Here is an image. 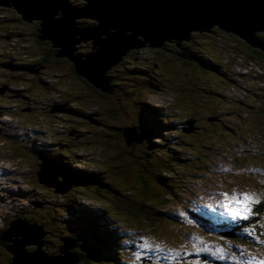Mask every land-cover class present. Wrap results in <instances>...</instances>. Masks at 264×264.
<instances>
[{"label":"rangeland","instance_id":"rangeland-1","mask_svg":"<svg viewBox=\"0 0 264 264\" xmlns=\"http://www.w3.org/2000/svg\"><path fill=\"white\" fill-rule=\"evenodd\" d=\"M11 8L0 6V232L5 230V223L15 218L14 214L18 210L22 211L18 214L33 217L37 221H42L44 217L49 220V223L40 224L45 231L46 247H43L47 253L48 251L52 252L49 253L52 255L58 253H55L57 243L52 242L51 246L47 247L52 231L59 246L62 243L59 237L65 236L63 216L58 214V210L65 207L63 199L72 197L73 193L65 196V190H59L48 182L47 185L32 184L29 179L39 164L38 158L34 154V156L26 154L23 160L15 159L13 154L9 153V146L1 142L4 139L10 144L22 141L23 145H28L29 143L17 132L33 127L39 129L40 138L37 137L39 139H36L37 143L60 142L50 135V131L57 132L59 137L64 138L62 143L74 144V148L84 152L77 154L76 157L89 163L78 164L77 168L107 167L110 176L121 187L124 195L142 198L147 203L145 213L135 209V204L128 206L124 211L110 209V212L118 214L117 218L111 220L105 215V207L98 199L86 194L78 198L76 210L82 207L99 208L104 215L103 222L120 233L122 241L119 248L124 251L126 257L118 258V264H157L148 256L150 253L159 261L167 259L168 262L175 261V264H201V261H206V256L201 257L200 254L209 255L211 260L223 258L221 260L223 264H248L253 258L264 260V227L260 226L264 223V198L253 207V215L249 220L238 222L239 227L244 224L247 226L257 224L255 237L246 233L244 237L246 243L224 242L222 239L227 235H215L204 228H198L186 221L187 217L183 218L182 225L174 223L170 218L157 221L161 216L160 211L187 214L186 210H193L200 203L210 204L212 209H223L220 206L223 199L220 194L224 192L229 195L234 191L258 195L264 193V97H262L264 62L260 65L247 63L244 69L246 61L240 53L234 54L229 45H224L225 42L220 43L221 39L209 45L210 36L201 37L199 41L204 39V44L208 49H212L211 52L216 59L220 55L223 60L231 63L227 74H223L221 70L205 74L196 66L178 64L175 59L171 60L172 49L143 48L140 50L145 64L143 68L149 71L151 75L149 79L154 81L155 87L147 88L144 81H132L126 78L128 75L125 72H120L119 76L123 78L124 84L120 88L114 86L112 95L99 93L83 99L76 96V94L80 96L76 88L78 85L76 79L72 78L66 66L57 68V61L44 62L47 63V67L43 69V73L46 74L44 83L31 78L36 72L29 74L27 70L25 74H18L17 65L24 61L30 62V57L42 56L48 47L46 43L50 41L37 37L42 42L40 44L37 43L34 34L32 36V31L41 28L40 20L11 25L8 20L11 18ZM84 21L89 23L86 24ZM75 22L78 27L96 24L95 20L84 17L76 18ZM11 26L14 28H10ZM39 35L42 33L38 31L37 36ZM229 40L234 41L232 37H229ZM86 45L91 49L90 40H80L75 53L85 52ZM170 46L174 47L172 44ZM238 52L245 51L240 49ZM9 63L13 64V67H10ZM60 70L67 76L59 74ZM162 72L169 86L162 81L160 77ZM221 80L229 85V92L223 94V100L218 93L224 85ZM182 85L185 91H180ZM198 86H204L205 89ZM188 87L196 94L198 104L193 105L188 100ZM175 89L180 91L179 97L175 96ZM246 89H250L251 93L244 94ZM27 93L41 100L29 98L26 96ZM215 94L216 96H213ZM181 95L184 101L180 100ZM135 100L161 107L163 111H169L171 118L182 120L195 118L192 124L185 125L187 128L183 130L190 139L186 141L188 143L186 146L190 149L184 150L182 155L189 156L191 162L183 174L185 178L182 184L185 187H181L180 193L175 196L163 197L165 191L160 189L157 198L150 202L151 197L148 193L156 192L158 189L150 186L152 182L146 178L153 181L152 174L159 168L160 155H157L158 163H155L153 153L146 154L141 147L131 148L137 135L135 127H131L135 120L134 114H128L127 111L135 109ZM53 102L59 104L58 107L51 108ZM250 103H254L255 107H249ZM108 106L115 108L116 115L113 118L99 113V110ZM69 108L83 114H75L69 111ZM88 114L90 120L87 119ZM215 115L219 118L218 121L206 119ZM58 124L60 130L52 127ZM115 126L131 127L132 133L128 136L126 133L123 134V131L117 133ZM215 130L220 138L210 135ZM96 137L100 139L98 143L102 152L93 157L90 147L93 151L98 149ZM63 148L64 146H60V149ZM107 150L109 152L105 155ZM122 150L124 153L118 154ZM66 158L67 156H64L61 162ZM119 159L121 164L115 165ZM39 168L37 171L41 172L43 167ZM56 179L63 181L61 172L57 174ZM25 197L32 200H26ZM35 198L46 199L39 206L43 211L34 210ZM48 203L59 204L45 206ZM64 216L69 218L66 214ZM143 238H147L153 244L152 249L145 250L139 247L144 242ZM155 245H160V249H156ZM34 247L35 245H28L27 249L32 250ZM75 248H71L69 252L73 253ZM192 251L199 253V256L192 254ZM137 253L140 254L139 261L136 260ZM10 255L0 246V264H8Z\"/></svg>","mask_w":264,"mask_h":264},{"label":"trees","instance_id":"trees-1","mask_svg":"<svg viewBox=\"0 0 264 264\" xmlns=\"http://www.w3.org/2000/svg\"><path fill=\"white\" fill-rule=\"evenodd\" d=\"M73 4L79 5L84 2V0H71L70 1ZM2 8H11V7H2ZM11 18L8 19L10 24H19L21 22H25L22 17L17 14V12L11 8ZM84 23L88 24L89 22L84 21ZM10 28H14L11 26ZM37 28L34 32L32 31V36L36 37L37 43H42L37 38ZM214 33H195L193 34L191 41L187 43H183V47L186 49V52L190 54L193 58L191 60L186 59L184 57L178 56L176 53L182 52L179 49H176L175 47H171L169 43H165L160 49H172L171 56L172 59L178 63V64H187V65H193L196 66L204 71L205 74H212L214 72H217L219 70L222 71L223 74H227V69L231 65V63L228 60H223L221 56H218V59L215 58L213 53L211 52L212 49L209 48L204 44V39L202 41H199V38L210 36V42L209 45L214 41H217L221 39V44L229 45L232 52L234 54L240 53L245 61H253L256 64H262L264 62V46L260 48H252L248 44H246L243 40L238 38L237 36L233 34H229L223 31H220L219 29L215 28L213 29ZM229 37H232L234 41L229 40ZM258 39L260 41L264 42V32L257 34ZM240 43V44H239ZM48 47L45 48V52L42 56L38 57H30L29 61H24L23 63L17 65L19 67L18 74H25V72L28 70V73L30 72H36L35 74L31 75V78L36 79L40 83L45 82L46 74L43 73V69L47 67V63H44L45 61L51 62V61H57V68L60 66H66L68 68V72L72 76V78L76 79L77 81V87L80 96L76 94L77 97H81L83 99H86L87 96H93L96 94H106V95H112V93H106L99 91L96 87H94L91 83H89L86 79L83 77L77 75L74 71V68L72 66V62L64 57H56L54 56L55 53L58 52L57 49L53 48L52 43L48 42L46 43ZM143 48H150V47H143ZM133 49L129 53L126 54V56L123 57L122 61L117 64L116 66H113L109 71H107V76L110 78V85L114 88V86L120 88L124 84L123 78L119 76L120 72H125L128 76L126 78L134 80H142L145 82L147 88L149 87H155L156 84L154 81H151L149 78H151V75L149 74V71L145 67V64L143 63L142 55L140 54V50L143 49ZM176 49V50H175ZM244 49V53L238 52V50ZM85 52H88L90 50L89 46L86 45V48L84 49ZM85 52H78V53H85ZM142 60V63H141ZM10 67H13V64H10ZM122 65V66H121ZM221 66H224L223 68ZM38 68H41L38 71ZM70 69V70H69ZM59 74L63 76H67L65 72L61 71ZM45 76V77H44ZM24 78V76H21ZM161 79L164 82L165 85H168V82L166 81L164 77V73H161ZM125 78V79H126ZM133 78V79H132ZM156 78H154L155 80ZM222 81V80H221ZM223 82V81H222ZM224 85L219 89V95L222 97V100L224 98L223 94L227 91L229 92L228 88L229 85L223 82ZM72 84V83H71ZM171 84V82H170ZM175 85V83H174ZM232 85V83H231ZM133 86V85H132ZM198 88L205 89L204 86H198ZM189 91L188 94V100L191 104L195 105L198 104L197 96L194 92H192L191 88H187ZM114 91V89H113ZM152 91V90H151ZM180 91H185L184 85L181 86ZM180 91L175 89V96L179 97ZM245 93H251L250 89H246ZM29 98H33L35 100H41L38 97L31 96V94L27 93L26 95ZM213 96H216L213 95ZM264 97V91L263 95ZM181 101H184V98L181 95L180 98ZM204 101V99H203ZM136 107L132 111L128 110V114H134L135 120L134 124L131 125V127H135L137 138L135 139L134 143L132 144L131 148L141 147L144 149V153L150 154L153 153L155 155L154 162L158 163L157 155H160V163L159 168L155 170L152 174L153 181L149 178H146L152 182L150 186H154L158 190L156 192L151 191L148 193V196L151 197L150 202H153L157 198V193L160 191V189H163L165 191L164 196L172 197L176 194L180 193L181 187H185L182 183L184 182V172L187 171V165L191 162L189 156L182 155L184 153V150L190 149L186 145V141H190L188 139V135H185L183 133V130L187 128L185 125L190 126L192 122L195 120V118H185L177 119V118H171L169 116V111L162 110L161 107H156L153 104L144 102L142 100H135L134 101ZM244 105V103H241ZM59 104L56 102H53V104L50 105L51 108L58 107ZM258 106H261L260 103H257ZM255 107L254 103H250L249 107ZM70 109V108H69ZM115 108L113 106H108L106 109L99 110V113L104 115L106 114L108 117L113 118V116L116 115ZM72 111L75 114L81 115L83 114L81 111L77 110H69ZM9 114H12L10 111H6ZM126 112V111H124ZM7 114V113H5ZM62 114V113H60ZM119 114V113H118ZM216 114V113H215ZM219 115V114H217ZM215 116L212 117H206L209 121H218L219 118ZM11 116V115H10ZM87 116V119L90 120V118ZM79 118V117H78ZM43 119V118H42ZM53 128H56L60 130V125H53ZM131 127H125V126H115L114 128H117V133H121L123 131V134L125 133V129H129V133H132ZM39 129L28 128L24 129L23 131L17 132L21 135V137L27 141L29 144H22V141L18 143L10 144L6 142V140L2 139L1 142L5 146H9V153L13 154L15 159L23 160L24 157L27 155H32L39 160V164H37L36 170L31 176L29 180H31L32 184L39 185L42 181L44 185H47L48 183H51L55 185L59 190L63 189L66 191L65 196H68L70 193L72 194V197H68L67 199H63L65 201V207L58 210V214L63 216L62 224L64 225V235L61 236L62 238L69 239L73 242H75V245L72 246L74 249V252L72 254L77 255L78 261L74 262L73 264H118V258H125L126 255L124 254V251L121 250L120 243L122 239H120V233L115 230L114 227L108 226L105 222H103L104 215L101 211L98 209H93L90 207H82L81 209L76 210V205L79 204V199L82 198L86 194L87 196H90L94 199H98L99 202L105 207V215L109 217V219H114L118 217V214L115 212H110V209L115 210V208L119 211H124L128 206H132L135 204L136 208L143 213H145V203L144 200L137 199L134 196H127L124 195L121 191V187L114 182L112 177L110 176V171L107 167H100L96 166L94 168H89L88 166L80 168H77L78 164H88L89 162H85L81 159H77L76 155L79 153H83L80 150H77L74 144H68L62 143L64 138L59 137L57 132L50 131L51 137H54L57 141H49V142H36L37 137L40 138L39 135ZM49 132V131H47ZM69 132H67L68 134ZM55 135V136H54ZM213 137H218L217 131H212L210 134ZM95 137V136H91ZM96 144L98 146L97 150H92L90 147V151L92 152V156L95 157L96 154H101L102 148L100 147V144L98 143L100 139L98 137ZM107 139V137H106ZM39 140V139H37ZM60 146H64L63 149H60ZM72 147V148H71ZM29 148V149H28ZM108 150L105 151V155L108 154ZM124 150L120 151L118 154H123ZM34 154V155H33ZM67 156L64 162H61V159ZM34 157V158H35ZM107 157V156H106ZM115 157V155H114ZM109 160V158L107 157ZM36 160V159H35ZM101 160H104L101 158ZM43 162V169L41 176H38L37 169H41L40 164ZM115 165L121 164L120 159L114 163ZM46 166L45 172H44V166ZM100 165V164H99ZM111 169L112 167L108 165ZM48 169V170H47ZM47 170V171H46ZM61 172L63 176V181H57L56 176L57 174ZM148 174V171L146 172ZM148 177V175H146ZM40 179V180H39ZM44 180V181H43ZM149 189V188H147ZM48 190V189H46ZM53 191V190H49ZM137 191V190H136ZM75 193V194H74ZM132 193V192H131ZM62 197V196H61ZM26 200H32L29 197H25ZM36 204H35V211H39L43 209L39 206H41L46 201L45 198H35ZM38 201V202H37ZM57 204L48 203L45 206L51 207L52 205L56 206ZM123 205L124 207H121ZM211 205H201V203L197 206V208H194L193 210H186L187 214L184 212H178V214L174 212H159L160 217L157 218V221L160 222L161 220H167L170 218L174 223H177L178 225H182L184 222L183 218L187 217L188 222H190L192 225L198 227V228H204L205 230L214 233L215 235H227V237H224L222 240L224 242H239V243H246L244 240V237L246 236V233L254 230V235H249L251 237H255L256 230H257V224L247 226L246 224L242 225V227H239L238 221L234 222H223L218 217L216 209H212L210 207ZM79 207V206H78ZM134 207V206H133ZM80 208V207H79ZM39 209V210H38ZM57 209V208H54ZM260 209V207L258 208ZM22 211L16 210V213L14 214L15 219L24 218L25 220H29L31 223L36 222L37 224H46L49 223V220L44 217L42 221H37L33 217H28L24 215L18 214ZM147 213V212H146ZM68 215L69 218L65 217L64 215ZM55 218V217H54ZM10 220V219H9ZM11 220V221H13ZM10 221V222H11ZM10 222L5 223V229L8 226ZM2 232V231H1ZM0 232V233H1ZM54 231L50 233V239L47 241V247L51 246L52 242L57 243V249L59 247V242L54 239ZM59 241L60 237H59ZM62 242V241H61ZM64 242L61 243V245ZM55 249V247H54ZM230 251V250H229ZM49 253H52L48 251ZM57 250L55 251V253ZM233 253V252H232ZM192 254L195 256H199V253H196L192 251ZM235 254V253H233ZM7 256V254H5ZM201 257L206 256V261L200 262L201 264H223L221 260L223 258H219L218 260L214 259L211 260L210 256L205 254H200ZM150 258H152L153 261H156L157 264H160L159 262H163L164 264H175V261L168 262L167 259L165 261L158 260L157 258H154L153 254L148 255ZM11 258V255H10ZM212 261V262H211Z\"/></svg>","mask_w":264,"mask_h":264},{"label":"water","instance_id":"water-1","mask_svg":"<svg viewBox=\"0 0 264 264\" xmlns=\"http://www.w3.org/2000/svg\"><path fill=\"white\" fill-rule=\"evenodd\" d=\"M70 1L0 0V6H12L24 21L40 20L42 35L37 37L57 48L54 56L66 57L77 75L106 93L113 92L107 71L133 49H158L172 42L182 51L178 56L191 60L183 43L191 41L195 33H214L215 28L252 48L264 46L257 37L264 32V0H84L83 5ZM80 17L91 18L96 24L78 27L75 20ZM80 40L91 41L88 52L75 53ZM124 132L128 136L129 129ZM37 174L41 176L42 171ZM42 228L19 217L8 224L0 233V246L11 254L8 264L78 261L77 255L69 252L75 242L66 238H60L64 243L57 254L47 253ZM28 245L35 247L29 250Z\"/></svg>","mask_w":264,"mask_h":264},{"label":"snow or ice","instance_id":"snow-or-ice-1","mask_svg":"<svg viewBox=\"0 0 264 264\" xmlns=\"http://www.w3.org/2000/svg\"><path fill=\"white\" fill-rule=\"evenodd\" d=\"M225 171H231V169H225ZM223 199L221 202V207L224 209V212L221 215H227L231 218L232 221L237 220H249L253 215V207L256 204L261 203L262 198H264V193L256 194V193H248V192H232L231 195L229 193L224 192L220 194ZM264 227V223L260 225ZM254 230L248 232V235H254ZM144 242L139 245L141 249H152L153 244L149 242L147 238H143ZM156 249H160V245H155ZM136 260H140V254H136ZM248 264H264V260H255L253 258L252 261H249Z\"/></svg>","mask_w":264,"mask_h":264},{"label":"built area","instance_id":"built-area-1","mask_svg":"<svg viewBox=\"0 0 264 264\" xmlns=\"http://www.w3.org/2000/svg\"><path fill=\"white\" fill-rule=\"evenodd\" d=\"M242 57V56H241ZM243 58V57H242ZM243 62H244V60H243ZM247 63H253V64H256V63H254L253 61H246L245 63H244V69L246 68V66L248 65Z\"/></svg>","mask_w":264,"mask_h":264},{"label":"flooded vegetation","instance_id":"flooded-vegetation-1","mask_svg":"<svg viewBox=\"0 0 264 264\" xmlns=\"http://www.w3.org/2000/svg\"><path fill=\"white\" fill-rule=\"evenodd\" d=\"M169 44H172V45H174V43H172V42H169ZM174 47H175V45H174ZM218 153H220V152H218Z\"/></svg>","mask_w":264,"mask_h":264},{"label":"bare ground","instance_id":"bare-ground-1","mask_svg":"<svg viewBox=\"0 0 264 264\" xmlns=\"http://www.w3.org/2000/svg\"><path fill=\"white\" fill-rule=\"evenodd\" d=\"M80 47V46H79ZM137 135V134H136Z\"/></svg>","mask_w":264,"mask_h":264}]
</instances>
